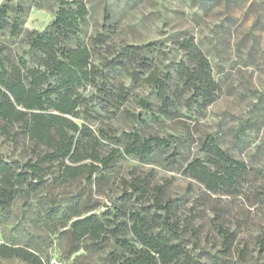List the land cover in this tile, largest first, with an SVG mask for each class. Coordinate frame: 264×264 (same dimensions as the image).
<instances>
[{
    "label": "rangeland",
    "instance_id": "374dc122",
    "mask_svg": "<svg viewBox=\"0 0 264 264\" xmlns=\"http://www.w3.org/2000/svg\"><path fill=\"white\" fill-rule=\"evenodd\" d=\"M73 1L84 2L87 13L78 20L76 33L63 43L88 46L98 75L95 85L78 87L86 99L80 115L67 117L92 130L101 155L115 147L120 152L91 177L86 168L81 176L62 183V160L44 157L47 149L31 142L19 123L6 125L0 120V160L11 163L17 172L33 163L42 168L35 184L16 180L12 192H4L6 196L0 190L4 203L0 205V244L47 247L42 238L48 235L54 240L58 224H49L43 216L47 207L54 206L65 226L93 213L110 227L117 226L116 235L127 239L131 249L150 251L134 236L126 212L140 210L146 217L143 228L163 238L160 219L155 220L149 208L161 191L163 202L173 201L171 219L182 225L181 238L170 241L189 251L195 264H219L224 242L212 222L209 208L214 202L201 199L203 187L183 170L195 158L206 160L204 144L214 140L235 159L264 174V0H0L8 7L0 18L4 25L0 27L1 57L10 62L22 57L27 65H34L41 53L29 47L33 31L50 30L59 9L67 7L64 3L74 6ZM184 39H191L209 61L219 86L211 104L202 105L189 92L177 90L176 64L192 61V55L180 48ZM127 45L145 48L159 70L170 76L168 93L175 100L170 117L158 113L160 102L153 86L133 82L119 68L103 67V57ZM120 90L125 98L119 103L106 96ZM126 133L143 140L161 137L167 144L144 158L127 155L123 153ZM76 137L90 151L91 138ZM63 161L70 166L91 164L88 158L78 163ZM221 201L230 206V215L242 207L230 197L222 196ZM249 221L240 229L229 225L236 233L233 247H247L246 264L264 261V249L255 240L256 227ZM47 248V264H72L79 255L83 256L77 264H105L112 249L122 252L113 242L92 257L80 250L65 258L55 240ZM0 264L9 263L0 260Z\"/></svg>",
    "mask_w": 264,
    "mask_h": 264
},
{
    "label": "trees",
    "instance_id": "16d2710c",
    "mask_svg": "<svg viewBox=\"0 0 264 264\" xmlns=\"http://www.w3.org/2000/svg\"><path fill=\"white\" fill-rule=\"evenodd\" d=\"M64 4L67 7L59 9L49 25L50 30L33 31L34 37L30 39L29 47L41 53L34 65H27L22 57L10 62L1 57L0 48V120L6 125L19 123L31 142L47 149L44 157L50 161L55 157L62 160L59 176L62 183L81 176L86 168L87 176L91 177L99 167L105 168L113 162L120 152V148L115 147L101 155L96 148L98 137L93 135L92 130L85 124L79 126L67 117L76 118L80 115V106L85 104L86 99L78 91V87L95 85L98 71L88 46L67 47L63 43L76 33L78 20L86 15L84 2L73 1L74 6ZM7 8L6 3L0 4V18H4ZM3 26L0 23V27ZM179 45L192 55V61H179L176 64L175 76L179 83L177 90L189 92L191 99H200L202 105L213 103L219 86L212 78L207 57L196 50L191 39H184ZM108 54L110 55L101 59L103 67L119 68L133 82L153 86L160 102L158 113L166 117L172 115L175 100L168 93L170 76L159 70L145 48L127 45ZM106 96L118 103L125 98L121 90L117 93L108 92ZM141 104L143 107L147 106L144 101ZM3 132L6 133L5 127ZM76 134L91 138L90 151ZM124 136L126 143L123 153L141 158L167 144L166 139L161 137L153 136L143 140L133 133H126ZM204 150L207 153L206 160L195 158L183 172L201 184L203 192L200 196L203 201L214 202L209 208L213 214L212 222L224 242L220 249L222 255L219 264H246L247 247H233L236 233L230 230L229 225L240 229L250 220L248 223L257 230L255 240L260 250L264 249V174L261 169L235 159L214 140L204 144ZM66 158L74 163L88 158L91 164L70 166L63 161ZM40 172L42 168L36 163L28 164L25 170L17 172L11 163L0 160L2 195L12 192L16 180L29 179L30 185L35 184L34 179H41L36 176ZM134 189L136 192H143L142 188ZM157 192L158 195L149 208L154 210L153 218L160 219L163 238L143 228L146 217L140 210L129 209L126 212L134 236L150 251L131 249L127 239L116 235L117 226L110 227L93 213L78 217L65 226L62 218L56 215L55 207L49 206L45 209L43 220L49 224H58L55 245L66 253L65 258L80 250L92 257L105 245L113 242L122 252L117 253L112 249L105 264H195L189 251L170 241L171 238H181L182 225L178 220L171 219L173 201L163 202L159 196L161 191ZM222 196L236 199L240 206L246 208L241 210V207L230 215V206L222 203ZM1 204H4L3 201H0ZM53 231L55 232V226ZM54 240L48 235L42 238L47 247L52 246ZM47 247H36L32 243L24 246L0 244V260L9 264H47L50 260ZM81 256L83 255L75 256L72 264H77ZM250 264H264V261H252Z\"/></svg>",
    "mask_w": 264,
    "mask_h": 264
}]
</instances>
